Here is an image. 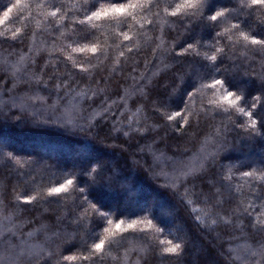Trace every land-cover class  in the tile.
<instances>
[{
  "label": "trees",
  "instance_id": "trees-1",
  "mask_svg": "<svg viewBox=\"0 0 264 264\" xmlns=\"http://www.w3.org/2000/svg\"><path fill=\"white\" fill-rule=\"evenodd\" d=\"M92 2L94 0H89L88 4L85 0H19L17 4V0H0V32L11 37L16 29L21 30L15 42L8 39L0 43V77H3L0 80V101L3 102L0 107L5 113L24 112L31 121L22 123L8 118L0 125V137L7 141L3 145V155H0V240L3 241L0 243V264H43L41 257L49 252L54 254L49 264H57L61 254H75L77 257L62 264H264V247L256 243L264 242V230L254 231L248 226L246 217L240 216L244 224L242 228L228 227L222 222L215 229L210 228L211 218L216 213L240 215L244 208L255 204V209H250L255 218L256 210H264V191H257V188L264 189V183L257 181L255 175L247 178L240 175L243 171H254L258 175L264 170V139H250L239 128L229 130L232 125L223 113L231 109L226 102H219L224 89H208L203 85L210 83L211 79L200 80L210 71L202 64L211 62L200 59L206 47L212 45L209 54H214L215 47H225L229 51L227 36L231 35L233 59L226 58L220 65L222 70L227 68L226 86L232 91H242L249 103L252 96L259 94V83L264 78V53L251 50L258 46L248 45L246 49L238 31L227 32L219 43L214 39L215 31L231 30L233 23L240 22L242 26L245 22L255 24L256 16L249 18L232 11L231 15L220 19L219 27L214 30L197 16L189 19L170 16L169 12L179 0H130L138 7L129 9L126 23L115 16L94 19L86 24L77 23L90 15ZM54 3L60 11L56 17H51L48 14L54 10ZM13 4L17 6L5 20L3 11ZM107 6L102 3L96 7ZM221 7L234 10L237 5L232 0H209V11ZM259 12L258 9L257 15ZM89 32L88 39L80 40L79 45H95L97 52L72 53L71 47L67 46L76 44L68 37ZM124 34L129 40H123ZM261 37L264 38V34ZM188 43L194 47L185 51ZM177 52L181 54L177 55ZM69 55L71 59L67 58ZM45 64L43 80H48L54 70L57 76H65L71 70L74 82H79V87L72 93L76 99L69 97L61 105L57 113L58 123L71 124L74 128L75 114L81 104H87L84 97L103 89L100 99L109 97L108 104L117 101L106 121L108 128L116 121L120 132L111 135H118L119 140L109 137L105 142L107 128L94 138L83 134L74 137L70 133L36 126L49 115L55 99L48 96L47 90L38 94L28 91V85L21 81L26 69ZM80 67L88 71L81 72ZM48 82L50 87L57 83L55 80ZM189 91L193 93L191 98L186 96ZM146 94L167 101L168 111L163 119L156 112L155 101L146 98ZM175 110H182V115L168 121L167 115H172ZM257 111L264 115V103ZM88 115L90 120H99L97 113ZM128 118L132 119L133 125L140 121L143 127L151 125L154 128L149 135L155 143L148 141L150 146L145 147L144 154L150 156L157 167L160 182L166 183L170 189L181 184L185 177L200 173L210 154L216 153L225 139L227 150L221 154L236 165L225 175L232 174L233 180L221 184L217 176L208 172L207 188L200 181H196L195 188L191 183L187 186L188 194L184 199L195 203L185 206L179 199H172L155 184L154 177L136 170L131 151H136L137 156L140 153L135 148L125 151L128 145L122 142L129 138L123 133L129 131L130 136L138 135L130 130ZM100 123L103 126L105 121ZM177 125H183L179 132L175 131ZM80 141L88 143L81 145ZM137 143L132 139V145ZM141 146H144L142 142ZM38 149L40 153L36 152ZM9 151L17 153L19 164L8 158ZM82 153H91V158L101 159L106 170L102 174L103 180L113 174L118 177L111 186L106 183L88 189L89 198L108 210L107 219L113 221L108 224L106 219L103 227L114 229L117 219L127 222V215L133 219H145L151 218L150 213H153L156 217L154 227L149 228L146 223L137 225V230H146L148 239L134 238L132 230L116 233L114 238L109 237L106 241L102 256H96L83 249L90 250L99 238L108 236L103 227L98 228V236L93 237L84 227L73 232L74 225L67 230L63 224L58 225V218L64 217L66 210L72 216H84L85 212L89 217L93 215L91 204L72 187L60 197L47 196L49 187L66 179H75L80 168L86 167V161L79 155ZM60 157H63L60 167H50ZM63 162L67 163V168ZM73 165L76 167H71ZM109 169L113 171L108 172ZM80 180L83 182L84 177ZM126 185L128 187L124 189ZM25 191L36 197L31 204L25 205L18 200ZM180 191L185 190L182 187ZM257 195L261 199H256ZM204 196L209 198L211 205L203 203ZM49 200H59V203H48ZM218 201L220 206L213 207ZM81 204L83 208H78ZM146 208L148 211L144 212ZM193 208H199V212H193ZM157 222L167 224L164 234L155 231ZM121 235L125 237L121 244H109ZM161 239L186 242L181 261L160 254V249L166 246L159 244ZM73 245L72 253L65 251ZM82 256L89 259H82Z\"/></svg>",
  "mask_w": 264,
  "mask_h": 264
},
{
  "label": "snow or ice",
  "instance_id": "snow-or-ice-1",
  "mask_svg": "<svg viewBox=\"0 0 264 264\" xmlns=\"http://www.w3.org/2000/svg\"><path fill=\"white\" fill-rule=\"evenodd\" d=\"M233 3L237 5L236 9L230 10L227 7H221L220 9L216 8L213 11H209V0H179L178 3H175L174 10L169 12V15L172 17H182L183 19H189L191 16H197V19L203 21L204 24L212 29H216L219 27V21L221 18L226 17L227 15H231L232 11H236L239 15L243 13L246 17L256 16L255 24H250L245 22L242 26L240 22H236L232 24L231 30L226 29L225 32L215 31L214 39H216L217 43L220 42V39L225 36V34L229 31H238L239 38L244 42V47L247 49L248 45L258 46V48H253V51H260L264 53V38L261 37V34H264V0H232ZM19 0H17V4ZM85 3L88 4L89 0H85ZM106 3L107 7L97 8V4ZM17 4H13L3 11V17L5 20L8 19L9 14L12 12L13 8L17 6ZM138 5L136 3L126 2V0H94L89 6L90 15H87L84 20L77 21L79 24H86L92 20H100L101 18H107L110 16H115L120 19L122 23L127 22V18L130 15L129 9H136ZM171 7V5H169ZM54 10L51 11L48 15L51 17H56L58 12L60 11V7H56L55 3L53 4ZM95 9V10H92ZM260 10L259 15H257V10ZM246 10V11H245ZM2 23V21H0ZM20 29H16L12 32L11 37L5 36L3 32H0V43L6 42L8 39H11L13 42L17 40V37L20 33ZM91 33H85L83 36L77 34L75 37L71 35L68 37L72 40V43L76 44V46L68 45L67 47H71L72 53H84L89 52L95 54L97 52V47L92 45L89 47L87 44L84 46L79 45L80 40H87ZM123 40H129L127 34L123 35ZM227 48L229 51H226L225 47H215L214 54H209L212 49V45H208L204 54L200 56L202 61H208L211 63L202 64V66L210 69L207 75H203L200 77V80L211 79L210 83L204 84V87L208 89H215L217 87L224 89V94L219 97V102H226L229 109L231 111H226L223 113L225 117L230 120L232 128L229 130H234L236 128L241 129L243 132L248 134V138L260 137L264 139V115L258 113L257 109L261 103H264V78L260 80V92L258 95H254L251 97V103L249 100L245 99V95L242 91H232L226 86L225 81V73L227 72V68L221 69L220 65L224 59H233L232 54H230V50L233 47L231 44L232 36H227ZM183 47V46H182ZM194 45L192 43L187 44V49L185 51L192 50ZM131 51V49H129ZM181 53L177 52V55ZM123 55V53H121ZM71 59L69 55L67 57ZM59 58L57 57V60ZM87 62V61H85ZM33 65H35V61H33ZM47 64L44 66L34 68V69H26L24 72V78L22 79V83L28 85V91L33 93H40L41 91L47 90V94L49 97H53L55 99V103L51 105V112L43 121L37 123V127H46L49 129H55L59 133H70L72 136H79L83 134L84 136H92L99 137L104 128H107V133H105V142L109 137L114 140H119L120 137L118 135L112 136L113 132L119 133L120 128L116 127V121H113L112 127H107L106 118L110 112H112V105L117 104L116 100H113L111 104H108V100L110 99L107 96H104L103 99H100L103 89L100 91H94L91 96H85L84 99L87 101V104H81L79 112L75 114L76 126L73 128L71 124H60L58 123V115L57 113L60 111L61 105L67 101L69 97H72V93L76 91L79 87V82H74L73 73L69 70L65 76H57L55 75V71L53 74L48 77V80H43V75L45 73V69ZM67 67V65H65ZM74 67H79L78 65H74ZM81 72H87L88 70L80 67ZM3 77H0L2 80ZM50 80H55L57 83L49 86ZM255 81V80H251ZM42 85V87H41ZM15 86V85H14ZM11 91V89H9ZM187 97H193V93L191 91L187 92ZM31 98V97H30ZM43 99L42 97H37ZM146 98H151L155 101L156 112L159 114L160 118L163 119L165 113L168 111L167 101L159 98V97H150L146 94ZM73 100L76 97H72ZM123 99V98H121ZM15 100V98H13ZM217 101H212V103H216ZM184 103V101H183ZM107 105V106H105ZM163 110V111H161ZM89 113H97L99 116V120L89 119ZM220 115V113H217ZM124 115V112L121 111V116ZM182 115V110L173 111L172 115H167L166 119L168 121H174L176 117ZM8 118L15 119L18 122L29 123L31 122L24 112H8L5 113L3 108L0 107V125L5 124ZM101 121H105V124L102 126ZM120 123H123L120 121ZM127 123L129 125L130 130L133 133H138L137 136L133 137L129 135V131H125L124 136L128 137L125 143L128 145L125 148V151H131L132 148H135L140 155H136V151H131L132 156L135 159V167L136 170L144 175H149L150 177H154L155 184L159 186L161 189L165 190L172 199H179L182 204L187 206L188 203H195V201L186 202L184 197L188 194V184L191 183L193 188H195L196 181H200L203 184L204 188L208 187V184L205 183L206 180L210 179L206 173L212 172L215 176L218 177L221 184L224 181L231 182L233 180V175L228 174L225 175V172H232V169L236 167L231 161L228 160V157L222 155L224 151L227 150V140L225 139L221 145L219 150L216 153L210 154L208 158V162L206 167L200 173H193L189 177H185L184 181L181 184H177L174 189H170L166 183H161L159 180V172L157 167L151 162V158L148 155H145V147H149L150 145L147 143L148 141H152L155 143L154 138H152L149 133L154 131V128L149 125L143 127L140 121H137L135 125H133V121L131 118H128ZM191 126V125H190ZM183 128V125H177L175 127V131L179 132ZM132 139H136L138 141L137 145H132ZM141 142L144 146H141ZM7 141L0 137V155H3L4 147ZM88 143L87 141H80V144ZM95 146V145H93ZM85 161L86 167L80 168L79 173L76 175L75 179H66L63 183H57V186L49 187L47 189L48 197H60L61 194H66L69 191V188L72 187L73 190L78 191L81 196L85 197V200L91 204V208L93 210V215L89 217L87 212H85L84 216H72L70 212L65 211V215L62 218H58V225L63 224L65 230L69 226L74 225L75 227L72 229L73 232L78 229L84 227L89 235L93 237H97V229L103 227L104 221L107 219L109 215L108 210H104L99 207L92 199L88 196V189L93 186H105L107 183L108 186L114 182L118 177L115 174L108 176L107 180L102 179V174L105 173V167L102 164L101 159H93L91 158V153L79 154ZM8 158L10 160L15 159L16 163L19 164L20 160L17 159V153L13 151L8 152ZM63 160V157L57 159V162L54 165H50V167H60V162ZM65 161V160H64ZM64 168H67V163H64ZM75 168L76 166H71ZM108 172H112L113 170H107ZM240 175L244 178L252 177L255 175V179L259 182L264 183V170H261L259 174H255L254 171H243ZM80 177H84V181L81 182ZM239 179V177H237ZM128 185L124 187L127 188ZM184 188V192L181 193L180 189ZM123 189V190H124ZM257 191H264V189L257 188ZM78 198V197H77ZM36 197L31 196L24 192L21 197H18V200L22 204H31ZM256 199H261V196L257 195ZM48 203H59V200H49ZM203 203L205 205H211V202L207 196H204ZM221 202H217V205L213 207H219ZM2 204V201H0ZM78 208H83V204L77 206ZM255 204H250L249 207L244 208L243 212L240 215L229 216L221 213H216L211 218L210 228L215 229V227L221 222L228 227L233 228H242L244 226L243 221L240 219V216H244L248 219V226H250L257 233L264 230V219H260L261 216H264V210H256L255 218L252 217V211L250 209H255ZM2 210V209H0ZM146 208L144 212H147ZM193 212L198 213L199 208H193ZM116 213V211H113ZM209 213H211V207L209 208ZM117 214V213H116ZM151 218L145 219H133L131 215L128 216L127 222L125 220L117 219L114 229H110L108 227H103V232L107 233L108 236L104 238H99L98 242H94L91 245V249H83L85 251H91L96 256H102V253L105 249L106 241L109 240V237H115L116 233H127L129 230H132L134 234V238L136 239H148L146 236L145 229L137 230L138 224H147L149 228L154 227V221L156 217L153 213H150ZM118 216V215H117ZM138 216V215H135ZM237 221H240L237 223ZM108 224H112L113 221L111 219H107ZM167 224H160L157 222L155 226V231L157 233L164 234L167 231ZM125 239L123 235H121L118 239H113L109 241V244L119 245ZM3 241L0 240V243ZM256 243L260 244L261 247H264V242L257 241ZM160 245H166L160 249V254L175 257L177 261H181L183 255L186 250V242L182 240H173V239H161L159 241ZM74 245L72 247L67 248L65 251L72 253L74 251ZM54 258V254L49 252L46 255H43L41 259L43 260V264H49V262ZM75 254H61V260L57 261V264H62V262H71L76 259ZM82 259H89L88 256H82ZM225 259L228 260L227 254H225Z\"/></svg>",
  "mask_w": 264,
  "mask_h": 264
},
{
  "label": "rangeland",
  "instance_id": "rangeland-1",
  "mask_svg": "<svg viewBox=\"0 0 264 264\" xmlns=\"http://www.w3.org/2000/svg\"><path fill=\"white\" fill-rule=\"evenodd\" d=\"M17 102H18V101L16 100L15 103H17ZM0 104H3V102L0 101ZM36 152H37V153H40V150L38 149V150H36ZM153 202H154V201L151 200V203H153Z\"/></svg>",
  "mask_w": 264,
  "mask_h": 264
}]
</instances>
